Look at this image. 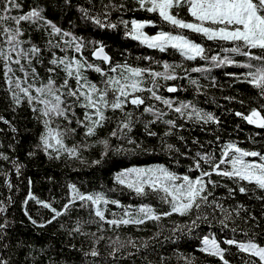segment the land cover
Instances as JSON below:
<instances>
[{
	"label": "snow or ice",
	"instance_id": "1",
	"mask_svg": "<svg viewBox=\"0 0 264 264\" xmlns=\"http://www.w3.org/2000/svg\"><path fill=\"white\" fill-rule=\"evenodd\" d=\"M88 3L91 7H85L80 3L73 5V0H41L32 4L21 3L20 0H0V68H2L3 86L12 105L20 106L23 102H27L34 118L43 129L34 147L42 150L49 158L60 159L62 155H67L69 158L82 160L79 150L88 148L90 144L77 142L68 145L65 143L66 138L76 135L81 128L85 138L94 136L97 129L111 119L106 115L108 111L120 113L108 137L135 144L131 133L138 123H142L143 131L148 136L161 137L165 150L170 153L174 150L179 155L189 157L188 152H181L172 143L164 142L174 132L184 129L185 124L178 121L203 127L210 124L219 125V118L212 111L199 107L193 100H177L175 96L159 93L162 88L169 93L181 90L176 83L162 84L161 81H176L183 78L189 85L194 86V94H200L208 85H201L199 78L190 75L192 72L200 73L207 79V73L213 68L225 65L241 66L247 71L227 72L225 75L231 78L233 83H246L252 86L257 91L258 97L264 99V0H136L137 7L132 11L144 10L147 13L158 14L160 20L170 26V30L157 28L150 35L144 31V27L154 25L156 22L151 19L132 17L130 20L119 21L124 25V36L161 52L171 48L182 57L180 62H169L155 61L150 56H144L143 59L149 61V66L146 67L134 66L127 62L113 63L112 57L101 41H86L83 36H77L74 32L66 30L46 14V8H51L53 4L61 11L69 12L75 6L85 24L91 23L99 28L109 29L116 27V24L109 20V9L123 8V5L118 6L109 0L108 4L102 5L103 12L98 11L93 14L92 9L96 6L92 0H88ZM179 10H186V15L190 19L182 18ZM22 22L34 25L36 30L42 31L47 39H43V43H40L34 41L31 35L26 39L23 38ZM185 30L199 36L200 42L185 34ZM204 41L216 43L220 46L219 51L205 47ZM87 45H92V59L84 55ZM57 49L63 54L58 55ZM236 55L245 59H234L233 56ZM197 58L205 63L192 68L183 67V60L193 61ZM152 64L160 65V70L152 67ZM36 65L45 69L46 80L40 76ZM89 70L98 73L101 79L91 80L87 75ZM17 72L21 75H17ZM61 73L63 79L58 83L57 79ZM215 83L216 77H212L211 84L214 86ZM144 93H147V96ZM224 99L235 100L236 97L226 96ZM156 102L163 107L158 106ZM240 103L244 102L240 101ZM129 105L131 107H128ZM77 108L83 110L82 116L77 114ZM262 113H264V103H261L259 107H250L247 114L236 111L235 115L250 125L264 128ZM145 114L150 115L151 119L145 120ZM169 115L173 118L166 119L165 117ZM60 119L67 123L62 126L56 124V121ZM0 120H4V117L0 116ZM73 120L76 127L71 126ZM5 123L8 122L5 121ZM160 123L165 126V130L153 131L151 126ZM12 130L17 131L15 127ZM177 139L184 141L187 147L184 136H179ZM192 142L200 144L196 137L192 138ZM96 143L103 146L101 159L110 151L117 153L129 151L123 147V144L112 145L109 138H101ZM214 143L220 144L218 157L206 150H197L195 155L190 157L191 164L188 170L195 169L199 173L195 176L187 172L178 173L164 164L133 165L120 168L113 173L114 183L131 190L141 198L149 194L157 196L167 206V211L156 210L150 203L123 205L118 199H110L103 191L82 192L71 181L67 182V193L62 206L54 207L55 198L53 201L41 199L31 191L32 182L29 178V191L22 204L26 205L29 200H34L37 205L48 209L50 215L48 219H34L27 207H24V215L33 226L38 227H44L61 216L84 209H88L94 217L107 223L109 227H119L122 224L139 226L150 220L159 224L163 218L170 217L172 214L191 216L190 220L182 224L176 223L168 229L171 235L164 238V243H167L169 239L179 240L183 233L191 235L201 222H206L211 227V217L219 209L221 218L216 222L222 230L227 229L228 221L233 219L231 213L236 212L239 216L242 205L237 204L231 209L224 207L219 202V198L209 191V185L215 188L218 183L212 180L211 176L215 173L217 176L229 178L240 193L248 192L245 183H254L258 189L264 190V149H245L238 146L234 140H224L221 143L219 135L215 136ZM8 147L12 148L13 145L9 144ZM136 147L139 148L140 145L137 144ZM29 155L32 153L30 152ZM0 158L5 161L10 160L19 177L22 165L17 158L9 157L3 152H0ZM100 162V160H92L91 164L96 165ZM5 184L9 188L12 186L7 179V174ZM228 194L234 196V189L229 187ZM110 203L121 208L122 213L113 212L111 218L106 216L107 205ZM205 207L211 211H202ZM4 208V202L0 201V212ZM193 210L196 213L194 216ZM249 217L255 220L251 213ZM92 222L94 221H83L77 218L74 228L69 230V235L73 232L87 234L83 232L82 225ZM61 227L63 228L64 225L62 224ZM7 228L8 221L5 219L4 223H0V264H13L11 249L24 247L20 241H17L15 245L12 244ZM98 231H103V223ZM232 231L235 233L236 230L232 229ZM91 235L93 243L84 255L97 258L100 253L97 250L96 241L102 237H97L96 233ZM160 235L161 231L158 227L152 237L142 238L143 242L140 245H137L133 239L120 241L117 237L114 244L118 247L113 246L109 255L115 257L125 245L137 251L141 247L145 250L159 248ZM244 236L248 237L246 231ZM221 243L235 246L239 251L256 258L245 260V264H264V245L252 237L237 239L233 235L232 237L221 236L217 239L216 235L208 233L200 237L199 249L217 257L220 264H230L226 258L228 249L222 247ZM178 255L183 254L178 253ZM92 264H95V260ZM148 264L153 262L149 261ZM157 264H167V258L161 254ZM185 264H192V262L185 258Z\"/></svg>",
	"mask_w": 264,
	"mask_h": 264
},
{
	"label": "trees",
	"instance_id": "2",
	"mask_svg": "<svg viewBox=\"0 0 264 264\" xmlns=\"http://www.w3.org/2000/svg\"><path fill=\"white\" fill-rule=\"evenodd\" d=\"M21 3L32 4L41 2V0H20ZM116 5H123V8H110L109 20L116 24L115 28H99L94 24L85 22L80 18L79 12L75 6L69 12L68 10L61 11L55 7L46 8V14L54 22L64 27L66 30L74 32L77 36H83L86 41L99 40L103 43L105 50L112 57V62H127L134 66L146 67L149 66V61L143 59L144 56H150L155 61L180 62L182 57L175 50L168 48L161 52L156 49H150L138 41L124 36V25L119 21L121 19L130 20L132 17L136 19H151L156 23L154 25H146L144 31L148 34H153L157 28L170 30V26L163 23L158 14L147 13L144 10L132 11L136 8V0H111ZM80 3L85 7H91L88 0H73V5ZM94 7L93 14L103 12L102 5L108 4L109 0H92ZM176 11V10H174ZM15 14V13H14ZM182 18L190 19L186 15V10H179ZM71 21V25H69ZM24 28V37L31 35L34 41L43 43L42 31H37L34 25H29L27 22H22ZM130 27V25H129ZM185 34L191 36L200 42L201 38L195 34H190L185 30ZM205 47L219 51V45L212 41H204ZM230 46V45H224ZM92 45H87L84 55L91 58ZM58 55H62L58 49ZM50 57V53L48 54ZM234 59L243 60L242 56H233ZM99 62V61H97ZM205 61L197 58L189 61L183 60L184 68H192L198 64H204ZM47 66V62H45ZM107 67L106 65H101ZM152 67L160 70V65L152 64ZM40 76L47 79V74L44 68L36 65ZM247 69L238 65H225L211 69L207 73V79L204 75L196 72L190 73L193 77L200 79L201 85H208L200 94H194V86L189 85L187 80L181 78L176 81H161L162 84L176 83L181 90L175 93H169L165 89H161V95L175 96L177 100H193L199 107L207 111H212L219 118V125L210 124L208 126L193 125L184 121L185 127L181 131L174 132L173 135L166 138L164 142L172 143L181 152H188L189 157L177 154L174 150L171 153L163 148V143L160 136L150 137L143 131V124L138 123L131 133L135 140V144L125 141H117L115 138L108 137V133L115 127L116 118L120 116L119 112H106V115L111 117L106 121L103 127L97 129L96 134L92 137L85 138L82 133L83 129H79L74 136L66 138L65 143L72 145L77 142H86L90 146L86 149L81 148V159L69 158L67 155H62L60 159L49 158L44 152L36 147L38 143L39 133L43 130L42 126L34 118L32 110L27 102H23L20 106H14L8 96L2 80V68H0V116L4 120H0V152L5 153L9 157H16L22 165L19 177L16 175V170L12 166L11 161H5L0 158V201H3L5 208L0 212V223L8 221V235L11 237L12 244L17 241L22 242L24 247L19 249H11L13 254V264H148L149 261L157 264L159 256L162 254L167 258V264H185V258L191 260L192 264H220L217 257L208 255L199 249L200 237L204 234L212 233L217 239L221 236L232 237L235 235L237 239L254 238L258 243L264 245V190L258 189L255 184L245 183L248 188L247 193H240L232 180L227 177L217 176L212 174L211 179L216 180L217 186L213 188L209 185V191L213 192L214 196L219 198V202L226 208H234L237 204L242 205L239 209V216L236 212H232V220L228 221L229 228L221 229V226L216 222L221 218L219 209L216 210L214 216L211 217V227L208 223L201 222L197 229H194L191 235L183 233L179 240L169 239L164 243V238L170 236L169 228L176 223H184L191 219V216L172 214L170 217L163 218L159 224L156 221H145L137 226L135 224L120 225L119 227L111 226L107 223L99 221L94 217L88 209L81 211H73L69 215H64L57 218L51 224L44 227L33 226L28 218L24 215V207H27L29 213L34 219H48L50 212L35 203L34 200H29L27 204H22L27 192L29 191L28 180L31 178V191L41 199L53 201L54 207L62 206L67 193V182L71 181L76 184L80 191H103L110 199H118L123 205H138L140 203H150L156 210L167 211V206L164 205L157 196L149 194L147 197H138L134 192L114 183L113 173L120 168L130 166H148L155 164H164L166 167L178 173L187 172L191 176L199 173L193 169L189 171L191 164V156L195 155L197 150H206L212 152L216 157L219 156L220 144L214 143L215 136L221 137V143L224 140H234L238 146L245 149H264V128L256 125H250L241 117L235 115L236 111H243L247 114L250 107H259L264 103V99L258 97L257 91L252 86L246 83H233L231 78L225 75L227 72H242ZM17 75H21L19 72ZM93 81L101 79L98 73L89 70L87 73ZM212 77H216V83L211 84ZM63 79L61 73L57 82ZM39 82V81H38ZM74 84V81H73ZM147 96V93H144ZM226 96H234L235 100H225ZM240 101L244 103L241 104ZM158 106L159 102H156ZM128 107H131L130 105ZM229 109L231 111H229ZM142 112L143 109L141 108ZM83 110L77 108V114L82 116ZM264 114V113H262ZM166 119L173 118L172 115L165 117ZM145 120H150L151 116L144 115ZM7 121L8 123H5ZM67 123L62 119L57 120L56 124L63 125ZM55 126V125H53ZM76 127L75 122L71 125ZM17 129L13 132L12 128ZM153 131L163 132L165 126L153 124ZM179 136H184L185 142L177 139ZM199 139L200 144H193L192 138ZM101 138H109L112 145L123 144L127 152L110 151L107 156L101 159L103 146L96 143ZM13 147L9 148L8 145ZM140 147L137 148L136 145ZM203 145V149H201ZM32 155H29V153ZM250 158V157H246ZM92 160H100L99 164H91ZM203 163V161L201 162ZM205 167H207L205 165ZM11 183V188L5 184V178ZM51 177V179H49ZM234 189V196L228 194V188ZM9 196L11 200L9 201ZM202 211L210 212L211 209L205 207ZM113 212L122 213V209L114 204L107 205L106 216L111 218ZM249 213L255 217V220L249 217ZM192 215H196L193 210ZM77 218L83 221H94L92 223H84L81 234L73 232L69 235V230L74 228ZM247 218V222H245ZM103 223V231H98ZM64 225L62 228L61 225ZM161 235L158 238L160 241L159 248H149L145 250L143 247L137 251L129 245L118 251L115 257L109 255L111 249L115 245L114 242L119 238L120 241L133 239L137 245L142 244V238L152 237L158 230ZM235 229V233L232 231ZM248 233V237L244 236V232ZM92 233H96L97 237H102L96 241L97 250L100 256L93 258L85 257L84 252L90 250L93 243ZM111 241V242H110ZM222 247L228 249L226 258L230 264H245V260L256 259L249 254L239 251L235 246H228L221 243ZM42 250V251H41ZM31 254L30 256L28 254ZM182 253L183 255H178Z\"/></svg>",
	"mask_w": 264,
	"mask_h": 264
}]
</instances>
